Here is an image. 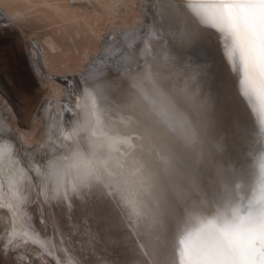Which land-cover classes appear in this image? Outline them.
<instances>
[{"label": "bare ground", "instance_id": "6f19581e", "mask_svg": "<svg viewBox=\"0 0 264 264\" xmlns=\"http://www.w3.org/2000/svg\"><path fill=\"white\" fill-rule=\"evenodd\" d=\"M69 1L0 0V19L7 25L21 29L32 20L51 21L48 13L63 22L52 33L44 32L41 40L34 39L36 32L28 34L33 37L29 58L34 72L42 79L59 81L60 94L45 101L38 112L44 140L34 149L49 151L47 159L33 154L30 134L17 128L12 107L0 96V146H7V151L0 152V244L4 253L27 259L36 244L41 259L59 263L195 264L209 258L213 249L206 233L216 220L217 205L224 209L225 186L235 183L222 150L208 138L211 129L204 121L196 123L187 108L192 101L180 96L181 90L165 79L159 81V95L150 96L144 84L142 91L138 89L143 95L127 105L128 81L134 74L145 73L148 63L140 44L112 56L118 43L111 45L107 34L89 26L85 14ZM143 2H150L148 20L165 33L160 44L168 56L189 52L203 66L209 63L231 69L220 34L206 23L214 13V0ZM81 23L90 34L81 36L86 27L71 31ZM77 37L87 40L84 68L54 76L49 62L59 54L78 52ZM93 44H98V52H91ZM225 93L220 92L226 97ZM239 97L244 117L250 110ZM205 112L201 110L199 121ZM221 118L229 117L223 114ZM8 197L14 202L13 209ZM35 199L38 215L53 224L57 235L39 230L38 216L30 207ZM78 206H87L91 217L79 215L74 210ZM225 211L230 217V210ZM79 219L78 227L75 220Z\"/></svg>", "mask_w": 264, "mask_h": 264}, {"label": "rangeland", "instance_id": "374dc122", "mask_svg": "<svg viewBox=\"0 0 264 264\" xmlns=\"http://www.w3.org/2000/svg\"><path fill=\"white\" fill-rule=\"evenodd\" d=\"M64 1L68 3L69 0ZM64 1L62 0V2ZM94 1L95 0H79L78 2V0H70L69 2L73 4L72 6L75 9H79L78 11L85 14L86 20L90 21L89 26H96L99 34H107V38L110 39L111 45L118 43L116 48L111 51L112 56H117L125 49H132L131 47L138 43L140 44V51L148 60L145 67L146 72L139 76L134 74L132 75L134 78L128 81V89L124 92L127 105L134 104L133 102L137 101L138 96L141 97L143 95V93H139L138 89L141 90L144 84L150 96L155 97L154 95H159V93L162 92L159 81L165 79L169 83L175 85V88L177 87L179 91L181 90L179 93L180 96L187 101H192L193 104H188L189 107H187L189 108V114L195 119L197 124L204 121V124H207L206 127L208 130L211 129L208 131V138L222 150L229 171L232 170L230 168L231 165H233L236 170H239L244 162L250 163V158L242 155V153L247 152L248 146L246 145L245 147L243 144L244 117H242L243 109L240 107L241 101L238 94V75L235 73L232 74L228 66H221L222 68L224 67L223 69L216 66H214V68L210 66L209 63L203 66L199 62L197 55L189 52L184 54H179L177 52V55L174 57L168 56L164 47L160 44L166 39L164 31L161 28H157L153 22L151 23L148 20L150 17V13L148 12L150 2H143V0H96L99 3L101 2L97 5V2ZM103 5L105 7H103ZM79 7H81V9ZM84 10H86V12ZM96 11H99V13ZM86 13L88 15H86ZM48 15L52 18L51 21L32 20L26 24L23 23L21 29L24 31L16 25H7L8 23L2 22L0 19V96L6 99L7 103L12 107L16 116L15 123L17 128L30 134L28 138L29 147L32 149L33 154L40 159H47L50 154L49 151L34 149L39 146L40 141L44 140L42 118L38 115V112H40L41 106L45 101L49 100L51 97H55L57 94L59 95L60 91L58 89L59 81L51 78H49L50 80L42 79L34 72L29 58L33 37H28V34L36 32L35 34H37V37L35 36L34 39L41 40L46 32L52 33V30L54 31L63 23L60 18L56 17L55 19V16L53 17L50 13H48ZM87 18H89V20ZM53 19L55 20L54 23ZM72 28L71 31L73 33L76 29H80V31H84L83 29H85L81 34L82 37L85 33L90 34L88 26L82 23L80 28L77 25ZM77 38L78 52L69 51L64 54H59L49 62L51 66L50 71L54 76L59 77L61 76L60 74L65 73L75 74V71L84 68V52L87 49V40H85V38L79 40L81 37ZM157 44L160 45L157 46ZM91 48H93V50H91L92 53L99 51L98 44H93ZM222 72H224V74H222ZM222 89L226 91V97L220 94ZM235 90H237V92ZM200 98H202L203 101L198 105L199 103L197 102H199ZM207 98L210 100H207ZM114 101L112 105L115 104L114 107H116ZM227 102H231L232 104L227 107ZM202 109L206 111V114L204 113V117H201L199 121L198 118ZM208 110L209 114L207 115ZM215 113L219 114L216 115ZM138 114L139 113H134L133 115L139 117ZM223 114H226L229 118L223 120V118H221ZM240 114L241 118L238 119L237 117H240ZM142 116L144 115L142 114ZM53 142V139H49L48 144L53 145ZM57 151L62 150L58 149ZM98 192L99 197H101V191ZM96 199L101 203L100 198L98 199L96 197ZM8 201L13 209L15 207L13 205V200H10L8 197ZM20 206L22 207V204ZM30 207L31 212L33 209L36 217L38 216L37 219L39 221H37V224L39 225L41 233H51L53 236L56 233L57 235V230L54 233L56 228L52 229L53 224L50 225L46 223L42 220V217L38 215L40 214V210L36 199L32 202ZM86 207L78 206L74 207V210L77 211L79 215L81 214L83 218L91 217L92 211ZM3 211H5V213ZM1 212L5 215L9 214V211L6 209H2ZM14 212H17V210L14 209ZM75 217H77V215H75ZM82 217L79 216L76 219L80 218L83 220ZM80 219L75 220V222L78 221V225L76 223L78 227L82 223ZM74 241L78 242L80 240L75 239ZM37 247L36 244H32V252L27 256V259H25L22 255L6 256L2 249V244H0V264H64L65 262V264H74L70 261H62V263H59V261L53 260V262L52 259L49 258L41 259L37 255ZM79 249L80 247L78 250H75L81 251Z\"/></svg>", "mask_w": 264, "mask_h": 264}, {"label": "snow or ice", "instance_id": "6c2138e0", "mask_svg": "<svg viewBox=\"0 0 264 264\" xmlns=\"http://www.w3.org/2000/svg\"><path fill=\"white\" fill-rule=\"evenodd\" d=\"M213 6L206 23L220 34L231 71L238 75L239 95L250 110L244 113L248 150L242 155L251 162L230 170L235 183L225 186L224 209L217 205L206 233L212 254L195 264H264V0H214ZM2 151L7 146H0Z\"/></svg>", "mask_w": 264, "mask_h": 264}]
</instances>
